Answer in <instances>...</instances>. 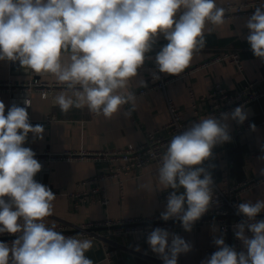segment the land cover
Listing matches in <instances>:
<instances>
[{"label":"clouds","instance_id":"clouds-1","mask_svg":"<svg viewBox=\"0 0 264 264\" xmlns=\"http://www.w3.org/2000/svg\"><path fill=\"white\" fill-rule=\"evenodd\" d=\"M225 18L226 9L216 0H0V61L54 75L64 85L53 101L63 113L87 107L111 119L131 105L123 112L130 119L136 94L123 90L138 77L159 38L167 43L155 55L153 81L160 79L158 73L184 72L205 47L206 22L222 25ZM244 26L253 55L264 61V3ZM138 87L146 88L147 82L139 79ZM23 103L25 107L13 104L5 113L0 101V234L17 237L11 243L0 241V264H93L85 255L93 247L90 239L66 236L43 222L53 215L56 194L34 179L42 165L23 145L29 133L42 140L45 129L30 124V101ZM246 119L240 105L192 122L172 137L158 170L159 185L169 190L162 220H179L191 232L209 211L214 181L203 163L217 145L232 141L228 121L243 124ZM259 174L264 176V169ZM235 207L244 217L234 225L243 250L219 236L213 240L217 250L201 264H264V219H257L264 199ZM146 243L162 264H178L179 256L192 249L184 238L161 227L148 233Z\"/></svg>","mask_w":264,"mask_h":264},{"label":"crops","instance_id":"crops-1","mask_svg":"<svg viewBox=\"0 0 264 264\" xmlns=\"http://www.w3.org/2000/svg\"><path fill=\"white\" fill-rule=\"evenodd\" d=\"M226 1L228 0H216V3L220 5ZM232 1L242 2L246 0ZM248 17L225 20L222 25L206 22L204 34L214 33L218 45H205L201 51L194 55L189 67L185 70L199 65L224 50L239 51L244 70L241 71L230 62H215L173 81L169 85L167 93L175 100L186 117H191L194 114L189 94L190 88L195 91L198 97H207L216 83L223 84L229 90H237L250 80L260 78L264 82V63L253 55L246 40L248 29L244 25ZM166 43L167 41L161 36L154 50L149 53L151 58L146 60V63H154L156 53ZM33 76L44 81L58 82L52 74H36L30 69L21 68L18 62L0 61V82L4 80L24 82ZM139 79L145 80L148 85L150 73H139L138 77L130 82L128 88L123 90L124 94L127 91L140 90L142 87H138ZM63 90L55 91L48 98L43 97L38 91L31 95L30 114L32 121L30 124L33 126L40 124L45 131L42 140L34 138L29 133L24 147H29L40 153L117 149L144 141L149 131L163 127L170 119L166 96L164 92L158 89L151 90L146 95L136 98V109L132 112L130 119H126L123 112L127 111L131 105H124L121 112L113 115L111 119H106L103 115L97 116L89 112L87 107L83 109L72 108L69 112L63 113L59 106L53 103L55 96ZM24 98L25 96L17 91L0 90V101L5 104V113L13 104L23 107ZM209 104V100L200 101V112L206 111ZM244 109L247 112V117L251 118L254 123H259L264 116V96L260 101L253 102ZM228 123L232 141L217 145L213 149V152L217 154L214 158L220 163V172L217 166H211L208 171L212 178L218 183H222L226 170L229 171L231 183L259 177L260 170L264 169V160L260 159L261 156H264V152L261 150L264 147V128L256 127L239 134L236 131L235 121L229 120ZM35 158L41 163L42 169L34 179L59 190V194L52 202L53 215L45 217L43 221L48 227L58 224L81 225L89 221H103L109 218L115 220L132 217L149 218L160 215L165 209V198L168 196L169 190H162V186L159 185V167L156 164H150L133 171L125 183L123 192L118 185H109L110 203L108 205L101 204L95 200V195H91L87 201H82L78 207H75L70 199V192L85 188L80 186L84 179L108 169L110 165L90 159L48 162L38 157ZM257 199H264V183L240 196L241 202H255ZM214 227L217 230H213ZM97 230L114 243L117 252L111 261L105 258L93 264H118L121 252L125 249L145 257L149 263L153 260L147 258V254L154 253L146 242H141V235H110V228ZM171 233L178 234L192 245L191 251L179 256L178 264H201L202 260L217 250L213 240L221 236L220 228L212 224L193 227L191 232L178 230ZM78 238L90 239L93 245L91 249L98 250L100 248L101 241L97 238ZM137 246L139 251L135 250ZM88 252L85 255L91 259L87 255ZM92 257L96 258L94 252Z\"/></svg>","mask_w":264,"mask_h":264},{"label":"built area","instance_id":"built-area-1","mask_svg":"<svg viewBox=\"0 0 264 264\" xmlns=\"http://www.w3.org/2000/svg\"><path fill=\"white\" fill-rule=\"evenodd\" d=\"M262 3H264V0H246L242 2L228 0L218 6L226 9L225 20H229L233 18H243L245 16L250 17L254 13L255 8ZM215 62H230L235 64L241 71L244 70L240 52L237 50H224L217 53L199 65L185 70L178 76H169L158 73L160 75V79L156 81H153L151 76V71L155 69V62L152 64L145 63L139 73H150V83L146 88H141L140 90L134 92L136 94V98L146 95L151 90H161L166 96L170 119L163 127L155 128L149 131L144 141L136 144H129L128 146L122 148L98 151H65L62 153H40L38 151H34L36 153L35 157L48 162L90 159L95 162L109 164L110 167L108 169L99 171L95 175L84 179L80 183V186L85 188L72 191L69 194L75 207H78L82 201H87L91 195H95V200L101 204L108 205L110 203L108 196L109 185H118L123 192L125 189V183L133 171L142 169L150 164H156L160 167L162 154L165 152L172 137L183 132L192 122H198L199 119L205 118L209 115L219 116L222 112H231L235 107L240 105L246 107L253 102L260 101V99L264 96V82L260 78L246 82L243 87L237 90H229L223 84L216 83L207 97H198L195 91L190 88L189 94L193 104L194 114L191 117H186L175 100L168 95L167 90L169 85L176 79L201 67H207ZM3 89L12 92L17 91L25 96L24 100L28 99L30 101V106H27L30 122L32 121L30 114V108L32 105L31 95L35 91H38L43 97L48 98L51 97L55 91L64 89V85L58 82L40 80L33 76L24 82L4 80L0 82V90ZM203 100H209L210 104L206 111L200 112L199 102ZM23 107H25V105H23ZM252 125H255V128H264V116L261 118L259 123H254L249 117H247L243 124H238L235 121L236 131L239 134L252 130ZM216 156L217 154L213 152V156L211 158ZM213 181V204L211 205L209 211L200 220L195 222L193 227L210 224L217 225L221 230V236L225 239L226 244L234 246L236 250H243L242 243L235 238L234 225L241 222L244 217L237 214V208L235 206L241 203V195L264 183V176L260 175L254 179L231 183L229 171L226 170L222 183H218L214 178ZM48 187L51 188L56 196L59 194V190L50 186ZM257 219H264V212L259 214ZM54 226L56 231L61 232L66 236L97 238L103 243L105 240L104 246L106 249V259L109 261L112 260L113 255L117 252V249L115 248L114 243L105 238V235L100 233L97 229L110 228V235H141V242H146L148 233L156 227L167 229L170 233L183 230L179 220L170 219L168 221H164L160 218V215L149 218L132 217L117 220L109 218L103 221H89L81 225L69 226L68 224H58ZM248 235L251 234L248 233ZM16 238V235H10L7 233L0 234V241L6 243H11ZM147 258L153 259L149 264H162V260L155 254H147Z\"/></svg>","mask_w":264,"mask_h":264},{"label":"water","instance_id":"water-1","mask_svg":"<svg viewBox=\"0 0 264 264\" xmlns=\"http://www.w3.org/2000/svg\"><path fill=\"white\" fill-rule=\"evenodd\" d=\"M204 35H205V41H206L205 45H210V46L218 45V40L214 33H208ZM203 165L205 166V168H207V170L210 169L211 166H217L220 172V163L216 158H212V159L205 161ZM214 176H216V174H214ZM93 252L96 254V258L92 257ZM87 255L91 257V260L93 261V263L105 259L106 251L104 248V243L103 242L100 243V248L98 250L91 249L87 253ZM118 264H149V261L145 257L135 254L129 249H125L121 252V258L118 260Z\"/></svg>","mask_w":264,"mask_h":264}]
</instances>
